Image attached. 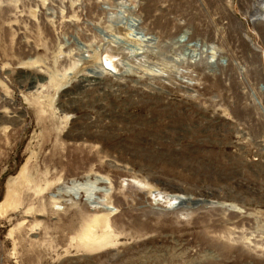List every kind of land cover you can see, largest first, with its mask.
<instances>
[{"label":"rangeland","instance_id":"obj_1","mask_svg":"<svg viewBox=\"0 0 264 264\" xmlns=\"http://www.w3.org/2000/svg\"><path fill=\"white\" fill-rule=\"evenodd\" d=\"M0 264H264V0H0Z\"/></svg>","mask_w":264,"mask_h":264},{"label":"bare ground","instance_id":"obj_2","mask_svg":"<svg viewBox=\"0 0 264 264\" xmlns=\"http://www.w3.org/2000/svg\"><path fill=\"white\" fill-rule=\"evenodd\" d=\"M135 7L136 5L131 8L134 10ZM124 55H127V51L124 50L121 45L112 41V43H108L103 46V49L98 53V60L103 69L114 71L123 66L122 58ZM176 198L178 197H175V199ZM106 217H95L93 221L88 223L80 233L78 240L84 248H88L87 250L105 249L117 243L118 235L110 229V223ZM97 225H102L101 230H99L100 232H94L95 228L98 227Z\"/></svg>","mask_w":264,"mask_h":264}]
</instances>
